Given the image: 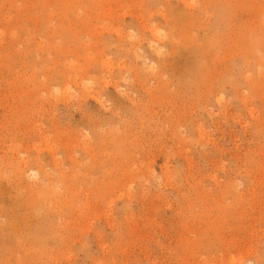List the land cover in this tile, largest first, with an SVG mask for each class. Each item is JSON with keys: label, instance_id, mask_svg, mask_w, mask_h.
Here are the masks:
<instances>
[{"label": "rangeland", "instance_id": "rangeland-1", "mask_svg": "<svg viewBox=\"0 0 264 264\" xmlns=\"http://www.w3.org/2000/svg\"><path fill=\"white\" fill-rule=\"evenodd\" d=\"M186 1L0 0V264H264V0Z\"/></svg>", "mask_w": 264, "mask_h": 264}, {"label": "bare ground", "instance_id": "bare-ground-1", "mask_svg": "<svg viewBox=\"0 0 264 264\" xmlns=\"http://www.w3.org/2000/svg\"><path fill=\"white\" fill-rule=\"evenodd\" d=\"M181 1H182V0H181ZM184 1H186V0H184ZM219 1H220V3H221L222 0H218V2H219ZM224 1H226L227 3H229V6L231 5L230 2H228L227 0H224ZM238 1H239V0H238ZM186 2H188V1H186ZM206 2H208V1H206ZM211 2L214 3V1H210V2H208V3H211ZM216 2H217V1H216ZM216 2H215V4H216ZM236 2H237V1H236ZM161 3H162V2H161ZM163 3H164V2H163ZM231 3H232V2H231ZM186 4H187V3H186ZM215 4L212 5V3H211V5L213 6V10H214V9H215V10L218 9L217 7L215 8V6H214ZM225 4H226V3H225ZM232 4L234 5V3H232ZM205 5H206V4H205ZM205 5H204V6H205ZM217 5H218V4H217ZM217 5H216V6H217ZM222 5L224 6V4H222ZM222 5L220 4V6H222ZM233 5H231V6H233ZM187 6H188V5H187ZM204 6H203V9H204ZM206 6H208V8H209L210 5L207 4ZM218 6H219V5H218ZM223 6L221 7L222 9H220V10H221L220 13L217 12L220 18L224 17L225 13L229 12L228 10H230V7H231V6L228 7V10H227V9H226L227 6H226V7H223ZM241 7H242V6H241ZM188 8H189V7H188ZM200 8H202V7H200ZM211 8H212V7H211ZM233 8H236V7H233ZM165 9H166V8H165ZM206 9H207V8H206ZM231 9H232V7H231ZM168 10H169V9H168ZM184 10H186V9H184ZM218 10H219V9H218ZM218 10H217V11H218ZM236 10H237V9H236ZM170 11H171V10H170ZM201 11H202V10H201ZM226 11H227V12H226ZM160 12H161V11H160ZM160 12H159V13H160ZM179 12H180V11H179ZM179 12H177V13L179 14ZM184 12H185V11H184ZM184 12H183V13H184ZM203 12H204V11H203ZM231 12H232V10L230 11V13H231ZM165 13H166V12H165ZM168 13H169V12H168ZM168 13H167V14H168ZM170 13H173V12H170ZM188 13H189V12H188ZM188 13H187V14H188ZM217 13H216V14H217ZM230 13H229L228 15H230ZM236 13H237V12H236ZM236 13H234V10H233V12L231 13V15H233V14L236 15ZM181 14H182V12H181ZM187 14H186V16H188V15L191 14V13H189L188 15H187ZM161 15H162V17H163L164 14H161ZM193 15H194V14L192 13V15H190V17H186L187 20L189 21V22H187V24L189 25V27H190V22L194 23L193 25H196L197 22H198V18L201 16V15L199 16V14H198V15L196 14V15H194V16H193ZM206 15H207V14H206ZM218 15H217V16H218ZM164 16H165V18L167 19V16H166V15H164ZM169 16H170V15H169ZM180 16H181V15H179V17H180ZM191 16H193V17H191ZM202 16H203V15H202ZM233 16H234V15H233ZM236 16H237V15H236ZM236 16H235V17H236ZM182 17H183V16H182ZM219 17H218V18H219ZM231 17H232V16H231ZM240 17H241V16H240ZM165 18H164V19H165ZM183 18H184V17H183ZM201 18H202V17H201ZM226 18H227V16H226ZM181 19H182V18H181ZM224 19H225V18H224ZM233 19H234V17H233ZM177 20H178V19H177ZM169 21H170V20H169ZM175 21H176V20H175ZM181 21H183V19H182ZM181 21H180V22H181ZM210 21H211V20H210ZM219 21H220V19H219ZM219 21H217V22H218L217 24H219ZM171 22H172V20H171ZM178 22H179V21H178ZM178 22H176V23L179 24ZM201 22H202V20H201ZM203 22H204V20H203ZM227 22H228V21H227ZM140 23H141V22H140ZM168 23H169V22H168ZM185 23H186V22H185ZM195 23H196V24H195ZM199 23H200V22H199ZM221 23H222V21H221ZM229 23H230V24L227 26L228 29H230V27H231V19H230V18H229ZM183 24H184V23H183ZM201 24H203V23H201ZM201 24H200V25H201ZM207 24H208V23H207ZM215 24H216V21H215ZM215 24H213V26H215ZM174 25H175V23H174ZM179 25H180V24H179ZM184 25H185V24H184ZM188 25H187V26H188ZM234 25H235V24H234ZM196 26H197V25H196ZM201 26H202V25H201ZM211 26H212V24H211ZM217 26H218V25H217ZM181 27H182V28H180V29H183V25H182ZM204 27H205V26H204ZM206 27H207V26H206ZM206 27H205V28H206ZM215 27H216V26H215ZM215 27H214V29L216 30L217 28H215ZM218 27H219V26H218ZM220 27H221V26H220ZM224 27H225V26H224ZM224 27H223V29H224ZM176 28H177V27H175V28H173V29L178 30V29H176ZM178 28H179V27H178ZM186 28H187V29H186L185 32H187V30H188V27H186ZM194 28H196V27H194ZM208 28H209V26H208ZM210 28H211V27H210ZM149 29H150L149 31L151 32V35H152V37H153V40L150 39V40H152V41H151V46L153 45V43H156V42H158V44H159L158 38H156L157 35H155V33L158 32L157 28H156V27H152V28H149ZM197 29H198V28H197ZM211 29H213V28H211ZM184 30H185V29H184ZM184 30H181V31H184ZM190 30H191V29H190ZM203 30H205V29H203ZM249 30H250V29H249ZM171 31H172V28H170V32H169V33H171ZM181 31H180V32H181ZM207 31H208V30H207ZM212 31H213V30H212ZM217 31H218V30H217ZM229 31H230V30H229ZM234 31L236 32V30H234ZM213 32H214V31H213ZM213 32H212V33H213ZM212 33H211V34H212ZM214 33H215V32H214ZM233 33H234V32H233ZM239 33H240V32H239ZM249 33H250V31H249ZM131 34H132V33H131ZM176 34H177V33H176ZM179 34H181V33H179ZM179 34H178V35H179ZM169 35H171V34H169ZM172 35H173V34H172ZM174 35H175V33H174ZM183 35H184V34H183ZM141 36H142V35H141ZM145 36H146V35H145ZM148 36H149V35H148ZM148 36H147V37H148ZM179 36H182V35H179ZM186 36H187V34H186ZM188 36H189V35H188ZM190 36H191V35H190ZM213 36H214V35H213ZM217 36H218V35H217ZM231 36H232V35H231ZM249 36H250V35H249ZM120 37H122V35H120ZM139 37H140V36H139ZM142 37H144V36H142ZM177 37H178V36H177ZM137 38H138V37H137ZM175 38H176V36H175L173 39H175ZM179 38H181V37H179ZM185 38H186V37H185ZM239 38H240V37H239ZM250 38H251V37H250ZM135 39H136V38H135ZM142 39H143V38H142ZM207 39H208V38H207ZM218 39H219V38H218ZM120 40H121V38H120ZM133 40H134V39H133ZM133 40H132V41H133ZM139 40H141V39H139ZM139 40H138V41H139ZM187 40H188V39H187ZM190 40H191V39H190ZM190 40H189V41H190ZM248 40H249V39H248ZM169 41H170V42H173V41H172V36L169 37ZM203 41H204V40H203ZM205 41H206V40H205ZM251 41H252V40H251ZM112 42H113V41H112ZM120 42H121V41H120ZM120 42H119V43H120ZM175 42L178 43L179 41L176 40ZM175 42H174V43H175ZM185 42H186V41H185ZM194 42H195V41H194ZM229 42H230V41H229ZM110 43H111V42H110ZM127 43H128V42H127ZM134 43H135V41H134ZM140 43H141V42H140ZM195 43H196V42H195ZM123 44H124V43H123ZM184 44H185V43H184ZM187 44H188V43H187ZM196 44H197V43H196ZM204 44H206V43H204ZM130 45H131V44H130ZM139 45H140V44H139ZM155 45H156V44H155ZM167 45H168V44H167ZM198 45H199V44H198ZM209 45H210V43H209ZM120 46H121V44H120ZM132 46H133V45H132ZM151 46H149V47L151 48ZM158 46H159V45H158ZM158 46H157V47H158ZM177 46H179V45H177ZM187 46H188V45H187ZM187 46H185V47H187ZM201 46H202V45H201ZM214 46H215V45H214ZM210 47H211V46H210ZM210 47H209V48H210ZM235 47H236V46H235ZM129 48H130V47H128V49H129ZM169 48H171V47H169ZM178 48H179V47H178ZM188 48H189V47H188ZM221 48H222V47H221ZM233 48H234V47H233ZM135 49H136V48H135ZM154 49H155V48H154ZM186 49H187V48H186ZM198 49H199V48H198ZM210 49H211V48H210ZM214 49H215V47H214ZM222 49H223V48H222ZM234 49H235V48H234ZM234 49H233V50H234ZM239 49H240V48H239ZM152 50H153V49H152ZM196 50H197V48H196ZM199 50H200V49H199ZM224 50H225V49H223V51H224ZM226 50H227V49H226ZM237 50H238V49H237ZM135 51H136V50H135ZM135 51H134V49H133V52H134V54H135V56H136L135 58H137L138 55L136 54ZM157 51H159V50H157ZM157 51H156V53H157ZM173 51H174V50H173ZM173 51H172V52H173ZM211 51H212V50H211ZM227 51H228V50H227ZM152 52H153V51H152ZM215 52H217V51H215ZM228 52H229V51H228ZM234 52H235V51H234ZM158 53H159V52H158ZM174 53H177V54H178L179 52H174ZM198 53H199V52H198ZM246 53H247V52H246ZM160 54H161V53H160ZM166 54H167V53H166ZM168 54H169V53H168ZM202 54H203V53H202ZM205 54H206V53H205ZM208 54H209V53H208ZM220 54H221V53H220ZM237 54H238V53H237ZM237 54H236V55H237ZM142 55H143V54H142ZM174 55H175V54H174ZM209 55H210V54H209ZM223 55H224V54H223ZM248 55H249V54H248ZM248 55H247V56H248ZM184 56H185V55H184ZM149 57H150V56H149ZM162 57H163V56H162ZM221 57H223V56H221ZM232 57H233V56H232ZM248 57L251 58L250 55H249ZM133 58H134V56H133ZM171 58H173V57H171ZM215 58H216V57H215ZM217 58H219V57L217 56ZM137 59H139V58H137ZM146 59H147V58H146ZM163 59H164V58H163ZM205 59H206V58H205ZM227 59H228V58H227ZM229 59H230V57H229ZM232 59H233V58H232ZM246 59H247V57H246ZM206 60H207V59H206ZM233 60H234V59H233ZM165 61H166V60H165ZM169 61H170V60H169ZM172 61H173V60H172ZM215 61H216V60H215ZM231 61H232V60H231ZM167 62H168V60H167ZM204 62H205V61H204ZM170 63H171V62H170ZM234 63H236V62H234ZM202 65H203V63H202ZM206 66H207V64H206ZM205 68H206V67H205ZM159 69H160V68H159ZM166 69H167V68H166ZM198 69H200V68H198ZM210 70H211V69H210ZM159 72H160V70H159ZM153 73H154V72H153ZM134 76H135V75H134ZM161 77H162V76H161ZM197 82H198V81H197ZM137 83H138V82H137ZM105 84H106V83H105ZM178 84H179V83H178ZM150 92H151V91H150ZM148 93H149V92H148ZM153 93H154V92H153ZM149 96H150V95H149ZM95 99H96V98H95ZM149 99H150V98H149ZM96 100H97V99H96ZM134 101H135V99H134ZM142 107H143V106H142ZM131 110H132V109H131ZM131 110H130L129 112H131ZM134 110H135V109H134ZM137 110H138V109H137ZM124 111H125V110H124ZM23 163H24L23 160L20 161V162H19V161H16V162H15V164H16V165H15V168H17L18 170H20V169H24V167H23ZM47 179H49V176H47ZM64 179H66V175L62 174V180H64ZM23 186L26 187V188L28 189V191H32L33 189H35V188H33L34 186H33L31 183H29V182H27V183L24 182ZM24 187H23V188H24ZM24 189H25V188H24ZM47 190H49V188H48ZM33 193H34V192H31L30 195L33 196V195L35 194V193H34V194H33ZM28 194H29V193H28ZM36 194H37V193H36ZM30 195H29V196H30ZM32 198H34V197H32ZM32 198H31V199H32ZM35 198H36V197H35ZM40 199H41V198H40ZM40 199H39V200H40ZM37 200H38V199H37ZM39 200H38V201H39ZM35 201H36V199H35ZM40 201H41V200H40ZM33 204H35V202H34ZM3 207H4V206H3ZM12 221H13V220H12ZM13 222H14V221H13ZM9 223H11V222H9ZM15 224H16V223H15ZM3 225H4V223H3ZM8 225H9V224H8ZM10 226H11V224L9 225V227H10ZM7 227H8V226H7ZM14 227H15V226H14ZM30 228H31V227H30ZM2 229H4V228H2ZM10 229H11V227H10ZM6 230H7V229H6ZM29 230H30V229H29ZM3 231H4V230H3ZM30 231H31V230H30ZM4 233H5V232H4ZM4 233H3V234H4ZM21 233H22V232H21ZM28 233H29V232H28ZM16 235H17V233H16ZM19 245H20V244H19Z\"/></svg>", "mask_w": 264, "mask_h": 264}]
</instances>
